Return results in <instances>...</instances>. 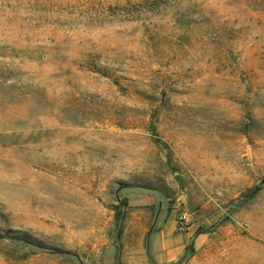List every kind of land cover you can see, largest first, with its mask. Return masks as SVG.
Returning a JSON list of instances; mask_svg holds the SVG:
<instances>
[{
    "label": "rangeland",
    "instance_id": "rangeland-1",
    "mask_svg": "<svg viewBox=\"0 0 264 264\" xmlns=\"http://www.w3.org/2000/svg\"><path fill=\"white\" fill-rule=\"evenodd\" d=\"M263 179L264 0H0V264H264Z\"/></svg>",
    "mask_w": 264,
    "mask_h": 264
},
{
    "label": "crops",
    "instance_id": "crops-1",
    "mask_svg": "<svg viewBox=\"0 0 264 264\" xmlns=\"http://www.w3.org/2000/svg\"><path fill=\"white\" fill-rule=\"evenodd\" d=\"M155 194L156 192L148 191L147 199L130 196V205H153ZM163 205L164 202L161 201L156 215L146 221L142 218L140 228H135L139 235L134 237L130 246L128 244L125 247L130 248V251H126L125 264L178 263L184 260L190 248L199 241L200 228L190 224L186 231H178L175 210L169 211Z\"/></svg>",
    "mask_w": 264,
    "mask_h": 264
},
{
    "label": "built area",
    "instance_id": "built-area-1",
    "mask_svg": "<svg viewBox=\"0 0 264 264\" xmlns=\"http://www.w3.org/2000/svg\"><path fill=\"white\" fill-rule=\"evenodd\" d=\"M188 213L184 212L177 221V230L180 232H184L187 230V223H188Z\"/></svg>",
    "mask_w": 264,
    "mask_h": 264
},
{
    "label": "trees",
    "instance_id": "trees-1",
    "mask_svg": "<svg viewBox=\"0 0 264 264\" xmlns=\"http://www.w3.org/2000/svg\"><path fill=\"white\" fill-rule=\"evenodd\" d=\"M25 237H26V236H25ZM25 237H24V238H22V239H27V238H25Z\"/></svg>",
    "mask_w": 264,
    "mask_h": 264
},
{
    "label": "water",
    "instance_id": "water-1",
    "mask_svg": "<svg viewBox=\"0 0 264 264\" xmlns=\"http://www.w3.org/2000/svg\"><path fill=\"white\" fill-rule=\"evenodd\" d=\"M263 181H264V179H263Z\"/></svg>",
    "mask_w": 264,
    "mask_h": 264
}]
</instances>
